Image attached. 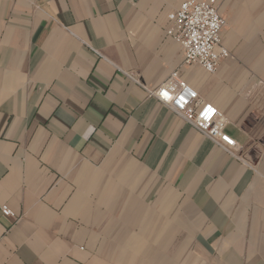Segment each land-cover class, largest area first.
Listing matches in <instances>:
<instances>
[{
  "label": "crops",
  "instance_id": "1",
  "mask_svg": "<svg viewBox=\"0 0 264 264\" xmlns=\"http://www.w3.org/2000/svg\"><path fill=\"white\" fill-rule=\"evenodd\" d=\"M217 1L209 74L167 33L182 0H0V264H264V0ZM174 72L238 157L141 86Z\"/></svg>",
  "mask_w": 264,
  "mask_h": 264
},
{
  "label": "built area",
  "instance_id": "2",
  "mask_svg": "<svg viewBox=\"0 0 264 264\" xmlns=\"http://www.w3.org/2000/svg\"><path fill=\"white\" fill-rule=\"evenodd\" d=\"M168 20L167 33L182 47L184 67L199 65L214 74L229 57L222 39L227 22L220 14L217 0H182L179 9L170 13ZM141 86L149 97L155 98L216 146L232 156L240 155L241 147L227 133L228 121L224 114L213 104L203 101L178 72L172 73L157 90ZM1 213L6 218H18L7 205L1 208Z\"/></svg>",
  "mask_w": 264,
  "mask_h": 264
}]
</instances>
